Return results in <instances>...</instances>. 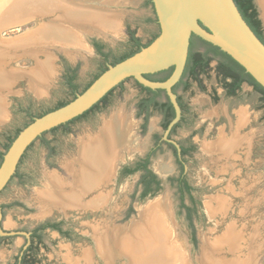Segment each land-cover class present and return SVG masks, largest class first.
<instances>
[{
    "label": "rangeland",
    "instance_id": "374dc122",
    "mask_svg": "<svg viewBox=\"0 0 264 264\" xmlns=\"http://www.w3.org/2000/svg\"><path fill=\"white\" fill-rule=\"evenodd\" d=\"M99 2L105 5L102 12L109 13L119 22L120 30L114 35L90 22L86 24L95 26H90L92 29L89 26L88 29L74 27L73 31L84 45L83 48L66 41L39 37L40 30L51 25L58 13L29 17L25 22L15 21L0 28V45L5 46L7 51L1 68L8 75L21 74L20 77H13L12 85L0 92L7 113L6 118L0 120V154L5 155L8 141L30 124L31 120L73 100L74 95L64 80L66 66L76 68L74 84L76 95H79L95 77L102 74L103 68L135 50L128 39L127 30L133 31L141 44H147L159 33L149 0ZM91 8L98 10L96 7ZM29 40L23 50L15 48L17 43ZM92 40L102 43L104 52H109L106 60L95 53L91 46ZM50 43L55 45L51 46ZM46 57L51 58L54 72L50 81L41 89L43 95H39L37 88L31 87L30 78L26 76L37 70L39 63L45 61ZM214 67L215 61L210 63L208 76L202 78L205 87L203 91L192 84L182 94L189 111L170 137L177 144L195 146V151L185 163V177L192 189L193 203L184 196L185 205L192 210L194 231L185 219L184 210L179 207L176 183L167 180L178 174V166L165 144L152 155L149 165L161 177L160 184L158 189L143 199L139 198L142 192V185L138 184L139 173L122 178L114 175L101 191L106 193L108 202L96 210L67 208L61 212L54 206L44 205L39 198L53 189L47 180L48 175L58 174L63 182H69L70 176L65 166L78 157L82 142L88 136L98 134L103 124L112 120L117 113L131 124L133 140L138 148H130L132 152L129 154L120 152L116 172L122 165L131 164L143 157L152 148L154 135L162 140L167 138L155 114L151 115L142 131V118L135 116V105L143 93L134 79H128L123 82L122 88L114 89L105 104L73 121L66 129L44 132L42 139H36L24 152L15 175L0 192V264H15L28 247L25 244L28 233L37 225L48 222H61V228L68 231L69 235L63 237L55 231L46 230L41 243L36 239L29 242L32 248L25 264H109L96 250L97 234L129 228L132 222L138 220V210L157 199L164 200L169 207L177 243L189 264H203L202 250L206 242L214 246L215 255L221 264H246L248 241L251 239V251L255 253L254 264H264V108L259 95L245 85L236 97H227ZM239 120H245V123L237 128ZM235 133L242 141L229 158L221 157L216 151L208 152L203 146L204 143H215L219 138H230ZM44 141L49 142L48 147L52 149L50 156ZM162 165L168 170L160 174L157 169ZM99 194L100 191L92 196ZM218 199L225 200L226 211L209 215L206 204L215 208ZM230 226L238 236H242L238 241L240 247L234 251H229L225 244H217ZM123 263L124 259L120 257L111 264Z\"/></svg>",
    "mask_w": 264,
    "mask_h": 264
},
{
    "label": "bare ground",
    "instance_id": "6f19581e",
    "mask_svg": "<svg viewBox=\"0 0 264 264\" xmlns=\"http://www.w3.org/2000/svg\"><path fill=\"white\" fill-rule=\"evenodd\" d=\"M91 1L0 0V28H4L15 21L25 22L27 19L29 20V17H43L58 13L51 25L40 30L39 37L66 41L69 44L79 45L83 48L84 45L80 43L78 35L73 31L74 27H85L87 29L88 26L95 27L86 24V22H90L91 24H97L105 32L114 35L118 34L120 30L119 22L113 19L109 13L102 12V7L105 5H102L99 0L96 2ZM256 1L260 9L261 18L264 21V0ZM91 7H96L98 10ZM102 30L101 32H104ZM28 42L30 40L21 41L16 44L18 47L15 46V48L23 50V47ZM53 44L50 43L49 45L53 46ZM38 45L36 44L35 46ZM57 46L63 47L61 45ZM5 51V46L0 45V92L12 85L11 79L13 77L21 76L20 73L8 75L5 70H2L1 63L5 61L7 52ZM38 66L37 70L26 77L30 78L31 87L37 88V93L43 95L44 91L41 89L45 87V83L48 80L50 81L54 72L51 58L46 57V60L40 62ZM6 116L4 99L0 95V120H4ZM244 123L245 120H239L237 128ZM99 131L95 136H88L82 142L83 146L79 150L78 157L65 166L70 176L69 182H63L54 173L48 175L47 180L53 189L40 195L39 198L44 205L54 206L61 210L67 208L81 210L80 208L84 205L97 209L106 201L104 198L106 196L100 193L88 203L82 205L83 197L103 184L106 185L108 183L111 168L113 170L115 167L113 163L115 158H117L118 150L125 148V151H127L136 142H134L131 133V124L120 113L114 115L112 120L105 122ZM241 141L242 139L235 133L230 138H219L215 143H204L205 145L203 146L208 152L216 151L221 157L229 158L233 156V152L241 144ZM158 170L165 172L168 169L162 165L159 166ZM226 209V203L223 199L216 200L215 208L210 204H206V210L212 216L222 210L226 211ZM97 235L95 238L96 250L102 259L109 264L120 259V257L124 259L123 264H189L185 253H183L177 243L178 239L171 222L169 207L162 199L151 201L139 209L138 220L132 222L129 228L113 229L111 232L103 231ZM241 237L230 226L217 244H225L229 247V251H234L240 247L238 241ZM248 242L245 263L254 264L255 253L251 251L252 239ZM215 253L214 246L206 242V247H203L202 250L201 263L221 264ZM178 259H181L179 263L177 262ZM228 264L232 263L228 262Z\"/></svg>",
    "mask_w": 264,
    "mask_h": 264
},
{
    "label": "water",
    "instance_id": "95a60500",
    "mask_svg": "<svg viewBox=\"0 0 264 264\" xmlns=\"http://www.w3.org/2000/svg\"><path fill=\"white\" fill-rule=\"evenodd\" d=\"M151 4L159 27L158 36L132 56L107 66L71 102L34 118L22 129L3 155L0 192L14 175L25 150L42 133L83 114L126 79H134L151 90L165 91L176 113L170 126L175 123L179 118V108L171 87L181 75L191 35L227 54L264 89V45L251 32L232 0H151ZM254 4L264 31V21L256 0ZM171 67L173 71L164 82H152L144 78V75Z\"/></svg>",
    "mask_w": 264,
    "mask_h": 264
},
{
    "label": "trees",
    "instance_id": "16d2710c",
    "mask_svg": "<svg viewBox=\"0 0 264 264\" xmlns=\"http://www.w3.org/2000/svg\"><path fill=\"white\" fill-rule=\"evenodd\" d=\"M149 1L151 4V0H149ZM232 1L235 4V6H236L239 14L241 15L242 19L244 20V22L247 24V26L251 30V32L264 45V35H263V32L261 31V22L258 19L257 9H256V6L254 4V0H232ZM158 34L156 36H154L147 44H141L140 40L135 37L134 32L128 31V33H127L128 39L133 44L135 50L133 52H131L125 56H122L121 58L113 61L111 63V65H115V64L123 61L124 59H126V58L132 56L133 54L137 53L140 49L148 46L158 36ZM91 46L95 49V51L98 55L102 56L105 60L107 59V57L109 56V52H104V50H103L104 45L102 43H100L99 41H96V40H92ZM201 49L203 51H201ZM212 60L217 61L216 73L219 76L220 82L222 83L223 87L227 90L226 92H227L228 96H234L235 91L239 89L241 83L246 82L247 84L251 85L253 87V90L260 95V100L264 101V89L258 83H256V81L249 74H247L244 71V69L238 63H236L227 54L220 51L217 47L201 40L200 38H198L194 35H191V37L189 39L188 54H187V59H186L185 70L182 74L180 81L172 88V92L175 93L181 85H183L184 89L187 90L190 87V85H187L186 79L188 77H191L193 80L197 81L199 74L206 73L208 65ZM105 70H106V68H103L101 73H103ZM172 71H173V67H171L167 70H164V71H160L158 73L144 75V78H146L147 80L152 81V82H164L165 80H167L169 78ZM98 76L95 77L94 80L96 78H98ZM75 78H76V68L72 69V68L66 66V69L64 71V80L66 82L67 87L72 91L74 98H75V95L77 94L76 93V85L74 84ZM126 80H128V79H126ZM226 80H228V82H226ZM125 81H123V82H125ZM123 82L119 83V85H118L119 88H122ZM90 84L85 89H87L90 86ZM136 86L139 87L141 89V91L144 92L146 95L137 104V106L141 108V111L143 113H145V115H144L145 124H146V121L148 120V118L151 116L150 109H152L151 107H153V108H156L157 110H159V112L163 115L164 122L162 124V127L165 129L168 122L174 116L173 109H172L170 103L168 102L167 97H165L166 102H160L158 100L159 99L158 97L160 95H164L165 92L163 90H151L149 88L142 87L141 85H138V84H136ZM114 89H116V87L111 89L108 93H106L97 103H95L90 109L85 111L83 114L75 117L74 119H72V120H70L64 124H61L57 127H54L51 130H55L57 128H65L66 129L67 126L70 123H72L73 121H76L79 118L88 114L89 112L93 111L94 109L99 108L100 105L106 103L107 97L114 91ZM64 105H66V104H64ZM64 105H61L60 107H62ZM139 114L140 113H138V115ZM145 124H144V126H145ZM144 126H143V128H144ZM19 132L20 131H18L14 135L13 139H10L8 141V143L4 149L5 152L8 150L11 143L16 138V136L18 135ZM43 135H44V133H42V135L40 137H38L37 139H42ZM44 143L48 147L49 142L44 141ZM48 150L50 151V154H52V149L50 147H48ZM22 157H23V155H22ZM2 158H3V154H0V160H1L0 164L2 162ZM147 164L148 163L146 161L145 163L138 164L134 169L124 168L122 170L123 176L133 174L134 172L139 171V170L144 171L143 176L140 178V180L138 182V184L142 185V192H141V195L139 197L140 199H143L146 195H148L149 193L158 189V186L160 184V181L157 180L156 176L150 170H148V169L145 170ZM180 170H181L180 176L177 179H170V181L176 183V189H177V193H178L179 201H180L179 207L181 210H184L185 219L188 222L190 228L193 230L192 217H191L192 210L189 206L185 205V203H184V196L185 195L189 198V201L191 202V204L193 203V197L191 195L192 189L187 184V182L185 181V179L182 175V167L181 166H180ZM147 178H148V180H147ZM152 184H154V187H151ZM60 224L59 223H53V224H47L46 223L45 225L39 226L37 229H35L33 231L32 235H31L32 240H34V238H35L37 240V242L41 243L42 236H41L40 232L45 228H50L52 230H56V231L60 232V234L67 236V232H61L60 231V227H59ZM191 239H192V242L194 243L195 238L193 235H192ZM31 248H32V245H30L25 251H23V254L20 257L19 261L17 260V262L15 264H25L26 260L29 258V253L31 251Z\"/></svg>",
    "mask_w": 264,
    "mask_h": 264
},
{
    "label": "flooded vegetation",
    "instance_id": "af4514ba",
    "mask_svg": "<svg viewBox=\"0 0 264 264\" xmlns=\"http://www.w3.org/2000/svg\"><path fill=\"white\" fill-rule=\"evenodd\" d=\"M128 31H130V30H127L126 31V34L128 33ZM261 31L263 32V35H264V31H263V29H262V26H261ZM93 50L95 51V49L93 48ZM201 51H203L202 49H201ZM95 53H96V51H95ZM187 54H188V52H187ZM186 59H187V57H186ZM213 61H215V60H212L211 62H213ZM210 62V63H211ZM210 63H209V65H208V68H207V70H206V73H204V74H199V76H198V80L197 81H195V80H193L191 77H188L187 79H186V83H187V85H192V84H195L201 91H203L204 90V84H203V82H202V78L203 77H207L208 76V74H209V71H210ZM216 66H217V61H215V67H214V70H215V74H216V76H217V78H218V80H219V82H220V78H219V76L217 75V73H216ZM185 67H186V60H185V63H184V66H183V69H182V72H181V75H180V77H179V79H178V81L175 83V85L180 81V79H181V77H182V74H183V72H184V70H185ZM146 79V78H145ZM125 81V80H124ZM185 81V80H184ZM226 82H228V80H226ZM122 83V82H121ZM135 84H138V85H141V84H139L138 82H136L135 81ZM119 85V84H118ZM118 85L117 86H115L116 88H119L118 87ZM174 85V86H175ZM220 85H221V87H222V89H223V91H224V94L227 96V97H229V98H234V97H236L237 96V94L240 92V90H241V88H242V86H246V87H249V88H251V90L253 91V92H255L254 90H253V87L251 86V85H249V84H247L246 82H244V83H241V85H240V87H239V89L238 90H236L235 91V95L234 96H228L227 95V90L223 87V85H222V83L220 82ZM142 86V85H141ZM174 86H172L171 87V92H172V88L174 87ZM114 87V88H115ZM142 87H144V86H142ZM190 88V87H189ZM189 88L187 89V90H189ZM138 89L140 90V92L141 93H143V96L137 101V103H136V105H135V116L137 117V118H139V117H141L142 118V125H141V129H142V131H144L145 130V128H146V125H147V122H148V120H149V118L151 117H149L148 118V120L146 121V124H145V122H144V115H145V113H143L142 111H141V108L140 107H138L137 106V104L139 103V101L140 100H142L146 95H145V93L144 92H142L141 91V89L138 87ZM178 90H180L181 91V93H178V91H176L175 93H173V95L175 96V102H176V104H177V106H178V108H179V118L175 121V123H173L171 126H170V124L174 121V119L176 118V113H175V109H174V106H173V104L171 103V101H170V99H169V97H168V95L166 94V92H165V94L164 95H160L158 98V100L160 101V102H166V99H165V97H167V100H168V102L170 103V105H171V107H172V109H173V112H174V116H173V118L168 122V124H167V126L165 127V129L162 127V124H163V122H164V117H163V115L159 112V110H157L156 108H153V107H151L152 109H150V111H151V115H153V114H155L157 117H159V126H160V128L162 129V131L164 132V133H166V139H164V140H162V138L161 137H159V136H157V135H154L153 136V146H152V148L143 156V157H139L138 159H136L133 163H131V164H126V165H122L121 167H119V169H118V171L116 172V163H117V158L119 157V154H120V152H122V151H124V152H127L128 154L130 153V152H132V149H130V150H127V151H125L124 149H120V150H118V153L116 154L117 155V158H115V162L113 163V164H115V167L113 168V170H112V168H111V173H110V179H109V181H108V183L105 185V184H103L101 187H99V188H96V190H93L90 194H87L85 197H83V202H82V205H84V203H88L94 196H92L94 193H96V192H98L99 193V191H100V193H102V195H105L106 197H104L105 199H106V201H108L109 200V198L107 197V195H106V193L104 194L103 192H101V191H103V189L104 188H106V186L110 183V181L112 180V177L114 176V175H116L117 176V178H122V177H127V176H130V175H132V174H130V175H125V176H123V174H122V170L124 169V168H128V169H134L138 164H141V163H145L146 161H147V166H146V168H145V170H150L155 176H156V178H157V180H159L160 181V179H161V177L158 175V174H156V173H154L151 169H150V167H149V165H150V160H151V157H152V155L156 152V151H158V150H160V148H161V146H162V144H165L169 149H170V151H171V153H172V155H173V157H174V159H175V163H176V165L178 166V174L176 175V176H174V177H168L167 178V180L168 181H170V179H177L179 176H180V174H181V170H180V166L182 167V175H183V177H184V179H185V181L187 182V180H186V177H185V171H186V167H185V163H186V159H188L190 156H191V154L195 151V146L194 145H192V144H190V145H187V146H184V145H181V144H177V143H175L174 141H171L170 140V137L172 136V134H173V132L180 126V124L185 120V114H186V112H188L189 111V108H188V105L186 104V102H184L183 101V99H182V94L183 93H185L187 90H185L184 89V86L183 85H181L179 88H178ZM256 94H258L257 92H255ZM259 95V94H258ZM215 97H213V99H214ZM259 99H260V95H259ZM261 101V100H260ZM262 102V107L264 108V101H261ZM138 113H140L139 115H138ZM144 124H145V126H144ZM143 126H144V128H143ZM170 126V127H169ZM138 145H137V143H136V146L135 147H131V148H138L137 147ZM29 148V147H28ZM27 148V149H28ZM26 149V150H27ZM25 150V151H26ZM78 153H79V151H78ZM48 155L50 156L51 154H50V151H48ZM78 155V154H77ZM17 168V167H16ZM157 171H158V173H166L167 171H165V172H162V171H159L158 169H157ZM134 173H139V175H140V177L139 178H141L142 176H143V174H144V171L143 170H139V171H136V172H134ZM133 173V174H134ZM14 175H15V173H14ZM13 175V176H14ZM58 175V174H57ZM56 175V176H57ZM58 177V176H57ZM60 179V178H59ZM140 180V179H139ZM147 180H148V178H147ZM187 184H188V182H187ZM189 185V184H188ZM190 186V185H189ZM151 187H154V184H152L151 185ZM87 196H90L89 197V199L88 198H86ZM88 199V200H87ZM105 201V200H104ZM103 202V205H101L100 207H103L104 206V204L105 203H107V202ZM87 205H84V206H82L80 209H84L85 208V210H96V209H93V208H90V207H88V209H87ZM99 207V208H100ZM99 208H97V209H99ZM55 209H57V208H55ZM57 210H59V211H61V212H64L65 210H60V209H57ZM75 210H78V209H75ZM79 211V210H78ZM54 223H61V222H54ZM46 223H42V224H39V225H37L36 227H34L29 233H28V236H27V238H26V241H25V244L27 243L28 244V247L30 246V245H32L31 243H29L30 241L32 242L33 240H32V238H31V235H32V233H33V231L35 230V229H37L39 226H42V225H45ZM47 224H53V223H47ZM61 225H62V223L60 224V231L61 232H67V236L69 235V232L68 231H65V230H63L62 228H61ZM46 230H51V231H55V232H57L59 235H61V236H63V237H67L66 235L64 236V235H62V234H60V232H58V231H56V230H52V229H50V228H45V229H43L41 232H40V234H41V236H42V238H43V232H45ZM35 239V238H34ZM27 247V248H28ZM26 248V249H27ZM25 249V250H26ZM24 250V251H25ZM22 254L23 253H21V255H20V257L22 256ZM20 259V258H19ZM18 259V260H19Z\"/></svg>",
    "mask_w": 264,
    "mask_h": 264
}]
</instances>
